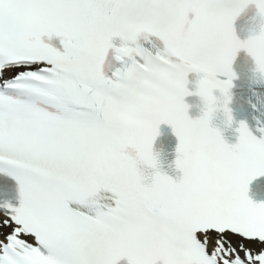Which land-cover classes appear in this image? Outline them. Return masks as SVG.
<instances>
[{
  "label": "snow or ice",
  "instance_id": "1",
  "mask_svg": "<svg viewBox=\"0 0 264 264\" xmlns=\"http://www.w3.org/2000/svg\"><path fill=\"white\" fill-rule=\"evenodd\" d=\"M235 5L0 0V170L20 193L18 206L0 204V264H264V203L248 196L264 175V139L241 122L230 144L207 114L190 120L182 101L193 70L206 98L213 88L227 97L231 80L216 75L231 77L240 47ZM138 34L164 48H138L143 62L107 76L112 37ZM45 36L61 37L63 50ZM247 48L264 68V35ZM225 112L231 122L227 98ZM162 122L179 137L183 175L156 170L149 182L124 149L151 160ZM105 189L114 207L101 203Z\"/></svg>",
  "mask_w": 264,
  "mask_h": 264
},
{
  "label": "clouds",
  "instance_id": "2",
  "mask_svg": "<svg viewBox=\"0 0 264 264\" xmlns=\"http://www.w3.org/2000/svg\"><path fill=\"white\" fill-rule=\"evenodd\" d=\"M250 3H254L256 5L257 15L261 18L262 21H264V0H236L235 12H234V15H233L232 24H233V21L244 11V9H246L248 7V5ZM261 29L262 30H261L260 34L254 35V36L250 37L248 40H245V41H241V40H239L236 37L240 41V47L238 48V50L241 49V48H247L248 41L253 40V39H256V38L261 37L262 35H264V23L261 24ZM140 35L141 34H138L135 38H128V39H125L123 36H119V35L113 36L112 37V40H111L112 47H110V48H113L114 47V45H113V38L114 37H120L121 40L124 42L121 47H127V48H129L131 50V52L126 55V57L129 58V59H135L136 56L141 55V53L139 51H137V49L138 48L143 49V47L137 42L138 37ZM148 37L149 36H147V37L144 36L145 39H148ZM121 47H119V48H121ZM146 50L150 53V55L152 54L151 51H149L148 49H146ZM238 50H237V52H238ZM107 54H108V51L105 53V56H104V61H103V67L104 68H106L108 66L105 63ZM118 55L119 54L116 51L115 52L116 59H117V56ZM252 56L256 60L257 70L259 72H261V73H264V68L261 67L260 63L257 61V58L253 54H252ZM124 58L125 57L122 56L118 60H124ZM125 63H126V60H125ZM149 63H151V60L149 61ZM129 67H131V65H129ZM191 72H196V73L202 74L201 72H198V71H195V70L190 71V72H187L185 74L183 88L185 90L186 95H189L190 94V92H189L188 88L186 87V85L188 83V79H187L188 74L191 73ZM231 72H232V69H231ZM234 75L235 74L232 73L231 77L234 76ZM231 77H230V80H231ZM216 78H217V75H216ZM203 79H204V76L202 74L201 79L199 80V86H198V89H197L198 94H199V96L201 97V99L203 101V107L201 109L202 114L199 117H197V118H191L188 115L189 105L184 102V97L186 95H184L182 97V101L186 105L185 112L188 115L189 119L190 120H194V121L199 120L201 117H203L205 114H207L208 127L210 129L214 130V131H218L222 135L221 130L219 128L213 127L212 124H211V122H212V120H213V118H214V116H215V114H216V112H217V110L219 108L223 107L225 109V100H226V98H227V104H228V102L230 100L229 90H230V88H231L232 85L228 88L227 97L225 96V94L223 92H222L223 93V97H218V96L214 95V90L215 89H219V88H213L212 89V92H211V96L214 97V100H211L210 101L208 98H206L201 93V81ZM222 82H224V81H222ZM221 100L223 101L222 103H221ZM226 123H231V122L228 121V118H227ZM153 142H154V140H153ZM133 151H134L135 154H133ZM151 152H152V159L151 160H146V159H144L143 157L140 156L139 152L135 148L129 146V147H127V148L124 149V154L127 155V156H129V157H131L135 161V165H136L137 169L143 175H145L146 177L149 176V175H152L154 173V172L153 173H149L147 171L148 169H155V171L156 170H160L159 167H158V165H159V153L154 152L153 145H152Z\"/></svg>",
  "mask_w": 264,
  "mask_h": 264
}]
</instances>
